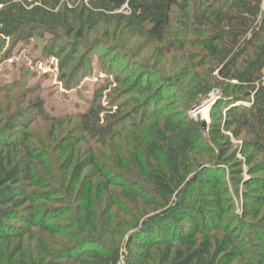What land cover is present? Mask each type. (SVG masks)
<instances>
[{
    "label": "trees",
    "instance_id": "trees-1",
    "mask_svg": "<svg viewBox=\"0 0 264 264\" xmlns=\"http://www.w3.org/2000/svg\"><path fill=\"white\" fill-rule=\"evenodd\" d=\"M69 1L0 0V41L15 37L13 42L19 45L29 42L35 31H50L52 39L45 40L50 48L52 32L58 30L74 32L80 40L84 21L82 15L76 20L75 11L83 14L97 8L100 16L127 12L167 52L184 51L192 44L198 51L189 57L190 93L195 106L216 95L210 132L218 151L201 161L189 178L172 179L156 167L161 155L179 165L172 144L161 139L160 145L149 142V150L128 167L107 171L89 161L80 172L92 168L96 173L83 193L82 184L77 190L68 182L65 186V175L58 176L59 188L53 191L33 171L35 155L25 145L18 146L11 133V126H19L24 117L2 112L0 264H264V0H101L105 8L98 7V0L87 4L82 0L78 7H68ZM121 73L115 74L112 84L123 86L116 97L127 100L118 107L94 104L78 119L83 134L100 146L123 137L126 128L136 129L151 116L156 99L159 104L165 100L159 82L168 79L142 86V72L124 77ZM16 90L30 96L36 89L26 86V78L0 87L1 94ZM142 93L131 111L121 110L133 95ZM28 104L39 116L44 114L40 99ZM200 136L193 127L191 138L202 141ZM230 137L240 142L235 149ZM68 169L64 167L63 173ZM226 171L235 183V196L244 204L234 225L224 221L234 209L224 182ZM42 202H59L60 208L39 205ZM53 216L65 224L48 223L46 218ZM241 227L251 231L249 243L241 239ZM33 228L51 241L38 240L35 254L29 256L24 247L37 234ZM219 234L224 235L220 243ZM54 236L61 239L55 241ZM13 245L4 259L3 251Z\"/></svg>",
    "mask_w": 264,
    "mask_h": 264
},
{
    "label": "rangeland",
    "instance_id": "rangeland-1",
    "mask_svg": "<svg viewBox=\"0 0 264 264\" xmlns=\"http://www.w3.org/2000/svg\"><path fill=\"white\" fill-rule=\"evenodd\" d=\"M81 1L70 0L66 5L78 7L81 6ZM88 1L83 0L85 4ZM101 3H103L101 0L97 1L98 7L105 8L106 6ZM99 12L97 8L83 14L79 10L75 11L76 20L79 21L82 15L84 21V27L79 30L82 35L80 40L73 35L74 32L72 35H66L64 30H58L56 33L52 32L54 43L50 48L45 41L52 39L50 31L49 34L35 31L31 40L24 44L17 45L18 43L13 42L16 33L15 35L13 33L14 38L0 41V87H8L14 81L26 78V86L36 89L30 96L21 90L0 93V114L4 112L8 115L17 114L18 118L24 117L22 118L24 122L21 120L19 126L17 124L11 126V133L18 139V146L25 145V148L37 158L33 171L38 180L45 181L49 190L56 191L59 188L58 176L65 175V186L68 182L69 186L73 185L77 190L82 184L83 193L96 173L92 168H85L80 172L89 161L94 160L107 171H113L115 167H128V164L134 159H139L141 154L147 151L149 142L160 145L161 139L167 141L169 145L172 144L179 165L171 163L166 155H161L156 160V167L163 168L172 179L178 175L189 178L201 161L208 160L210 155L215 156L218 151L216 145L212 143L216 136H212L210 132L214 122L210 116L216 113L210 112V104L216 95H210L209 100L195 106L190 93L192 76L189 71L193 62L189 57L198 51L197 48L188 43L184 51L167 52L166 46L151 39L147 27H139L127 12L110 11L109 15L101 16L96 14ZM190 39L187 38L188 41ZM86 45H90L91 48H86ZM75 49L77 52H71ZM118 72H122L121 77L142 72V86L149 84L153 86L163 77L168 79L167 83L159 82L161 95L165 100L159 104L156 99L157 104H153L154 108L150 110L151 116L136 129L126 128L123 137L117 138L111 145L100 146L83 134L82 122L78 119L94 104L95 107L97 104L101 106L112 104L118 107L127 100L116 97L123 90V86L112 84L113 77ZM144 95L145 93L133 95L121 110L131 111ZM35 99H40L44 107L42 116L28 104ZM179 113L181 116H178ZM103 116L105 115L101 114V117ZM17 117L12 118V121ZM203 122L206 123L205 131L200 130ZM24 124L27 126L26 130H23ZM193 127L194 131L197 129L199 135L203 136L202 141L191 138ZM223 135L229 137L226 133ZM229 139L232 149L239 146V141H234L231 137ZM185 144L189 148H186ZM191 147L195 149L192 150ZM212 152L213 154H210ZM125 157L131 159L126 160ZM236 159L242 161L239 155H236ZM151 163L155 164L154 160ZM64 167H69L65 173L62 171ZM224 182L229 191L228 195L233 199L234 207L233 211L224 217V221L234 225L235 218L243 215L244 204L241 197L235 196L236 186L227 171ZM55 197L62 196L56 194ZM39 205L60 208L59 202H42ZM229 205L230 203H227L226 206ZM46 220L48 223L65 224L62 223V219H55V216ZM249 222L247 219L246 223ZM32 230L37 234L29 241L26 240L24 247L29 256L35 254L38 240L43 239L48 243L51 241L47 234L38 232L37 228ZM223 236L217 235V242L220 243ZM53 238L55 241L61 239L60 236ZM252 238L250 230H242L241 239L249 243ZM13 248L14 245L8 251H3L4 259Z\"/></svg>",
    "mask_w": 264,
    "mask_h": 264
},
{
    "label": "water",
    "instance_id": "water-1",
    "mask_svg": "<svg viewBox=\"0 0 264 264\" xmlns=\"http://www.w3.org/2000/svg\"><path fill=\"white\" fill-rule=\"evenodd\" d=\"M214 101H215L214 99L211 100V104H212ZM211 104H210V106H211ZM205 124H206L205 122H203V123L201 124V130H202V131H205V127H206Z\"/></svg>",
    "mask_w": 264,
    "mask_h": 264
},
{
    "label": "crops",
    "instance_id": "crops-1",
    "mask_svg": "<svg viewBox=\"0 0 264 264\" xmlns=\"http://www.w3.org/2000/svg\"><path fill=\"white\" fill-rule=\"evenodd\" d=\"M263 74H264V71H263ZM263 85H264V83H263Z\"/></svg>",
    "mask_w": 264,
    "mask_h": 264
}]
</instances>
